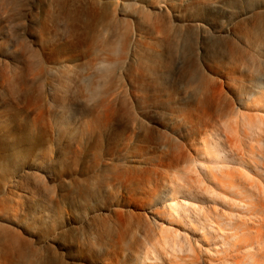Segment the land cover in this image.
I'll use <instances>...</instances> for the list:
<instances>
[{
	"label": "bare ground",
	"instance_id": "obj_1",
	"mask_svg": "<svg viewBox=\"0 0 264 264\" xmlns=\"http://www.w3.org/2000/svg\"><path fill=\"white\" fill-rule=\"evenodd\" d=\"M0 264H264V0H0Z\"/></svg>",
	"mask_w": 264,
	"mask_h": 264
}]
</instances>
